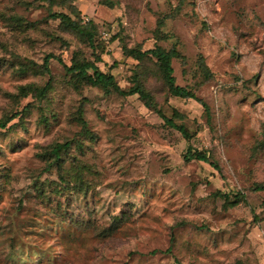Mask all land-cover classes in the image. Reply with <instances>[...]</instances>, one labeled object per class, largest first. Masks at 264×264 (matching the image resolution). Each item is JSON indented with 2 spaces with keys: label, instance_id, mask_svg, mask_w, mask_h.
Masks as SVG:
<instances>
[{
  "label": "rangeland",
  "instance_id": "1",
  "mask_svg": "<svg viewBox=\"0 0 264 264\" xmlns=\"http://www.w3.org/2000/svg\"><path fill=\"white\" fill-rule=\"evenodd\" d=\"M105 1L73 0L98 24L94 51L50 18L48 2L0 0V119L32 104L0 129V264H264V191L253 189L264 184V0ZM53 11L76 18L69 3ZM168 15L169 38L159 40ZM124 43L177 46L185 56L173 60L177 83L208 103L210 118L157 75L145 85L190 139L138 94L71 84L64 63L80 51L131 87L138 62ZM48 54L63 62L52 57L47 72ZM48 82L45 98L19 92ZM67 141L62 166L50 165L53 146ZM189 146L220 168L185 160ZM62 173L71 185L59 192ZM236 193L247 201L229 207L222 194Z\"/></svg>",
  "mask_w": 264,
  "mask_h": 264
},
{
  "label": "trees",
  "instance_id": "2",
  "mask_svg": "<svg viewBox=\"0 0 264 264\" xmlns=\"http://www.w3.org/2000/svg\"><path fill=\"white\" fill-rule=\"evenodd\" d=\"M48 2L50 8V18L56 19L60 21V25L63 30L74 34L82 43L91 47L94 51L99 47V43H97L98 36V24L93 20L89 19L88 21H84L81 17L79 8L74 5L73 0H63L58 2L57 0H43ZM70 4L72 8V13L76 15V18L72 17L70 14L63 11H53V7L55 5H65ZM109 6H113V1L106 0L104 2ZM169 16H165L161 18L157 22V28L154 31V35L159 40H167L169 37L164 33L163 27L165 26V21ZM20 20V19H18ZM123 41V38L121 37ZM123 52L126 56L135 59L138 62L137 70L134 73L132 80L133 85L128 89L122 88L116 77L112 73H108L103 71L98 64L97 60H100L98 55L96 61H90L81 56L80 51H76L72 57L71 65L64 63L66 71L70 76L71 84L76 88L80 89L83 85L96 86L104 89L107 93L117 92L121 95H133L138 94L141 99L144 100L145 104L156 110L164 119L167 124L178 129L182 135L186 139L191 138V133L187 129L184 124H177L174 121V118L167 117L160 108L157 106L156 99L150 90L145 85L146 77L150 74H155L159 78L162 79L164 85L166 86L168 92L171 95L182 97V98H192L201 102L204 106L206 114L211 116V111L208 103L198 97L197 93L188 86L179 85L177 83V79L175 76V69L173 66L174 59H181L185 61V56L181 53L177 46H173L172 48H165L162 45H156L150 49H144L142 44H137L134 46H128L126 43L123 44ZM52 57H56L54 54H48L45 57V63L43 65V70L49 71V60ZM58 58L61 62H63L60 57ZM32 63V62H30ZM149 64H152L149 66ZM199 67L204 73V77L209 79L213 76L208 64L206 63L205 57L203 54L199 56ZM30 68L29 65L26 67H22L19 69V72H25ZM50 82H48L44 87L37 86V84H27L20 86L19 92L23 96H27L31 93L35 94L40 99L45 98L50 89ZM7 94V93H6ZM10 95V94H8ZM16 95H12L15 97ZM32 104L28 103L22 110L16 111L12 115H6L2 119H0V129H4L8 126V124L22 114H26L31 111ZM174 117L184 119L185 115L180 113L178 110L174 111ZM79 120L83 126V130L85 133L91 134V131L88 129V122L83 117L81 113L79 116ZM71 142L67 141L64 143H58L50 151V165L61 167L64 161V154L67 153V149L70 147ZM185 160L191 161L193 159L201 160L212 164L216 168H220L218 163H215L211 160V157L207 154L206 151L194 149L189 146L186 154L184 155ZM61 181L59 187L56 188L59 192H62L64 188L69 187L71 185V181L67 180L66 175L63 173L60 174ZM75 180L78 182L79 186H82L84 183L83 175L80 173L79 175H75ZM253 189L255 191H264V184L257 183ZM226 200V204L229 207H235L240 204L242 201L246 200V195L243 193H236L234 195V199H231L230 195L222 194ZM155 252V251H154Z\"/></svg>",
  "mask_w": 264,
  "mask_h": 264
}]
</instances>
